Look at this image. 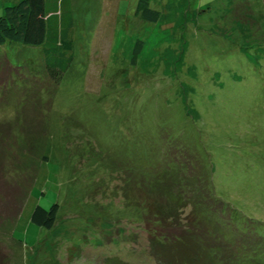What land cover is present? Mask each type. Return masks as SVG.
Here are the masks:
<instances>
[{
    "label": "rangeland",
    "instance_id": "rangeland-1",
    "mask_svg": "<svg viewBox=\"0 0 264 264\" xmlns=\"http://www.w3.org/2000/svg\"><path fill=\"white\" fill-rule=\"evenodd\" d=\"M71 2L59 83L42 47L0 45L3 264H264V0Z\"/></svg>",
    "mask_w": 264,
    "mask_h": 264
},
{
    "label": "trees",
    "instance_id": "trees-1",
    "mask_svg": "<svg viewBox=\"0 0 264 264\" xmlns=\"http://www.w3.org/2000/svg\"><path fill=\"white\" fill-rule=\"evenodd\" d=\"M135 13L142 19L152 21L157 20L160 16V11L151 7L150 0H139ZM74 27L75 20L71 0H18L13 4L6 5L0 15V45L15 42L42 47L49 75L59 83L74 58ZM142 46L143 41L139 40L133 52V64L137 63ZM197 203L202 205L204 202L201 203L197 200ZM167 205L172 206L170 203L166 205L161 203L156 206L157 216H161L158 219L159 222L178 219L175 214L176 205L169 209H167ZM59 207L58 203H54L49 209L37 205L31 215L32 222L41 227L54 228L58 220ZM189 229H183L179 236H175L174 240H167L168 243L173 244L179 241V244L184 243V246L187 245V240L192 241L189 245L193 250L195 249L198 256V248L202 244L197 239V235L191 234ZM166 243L167 241L164 240L158 245L164 247L168 245ZM211 243L213 242H208L207 247H210ZM4 252L0 246V264H3V257H6ZM212 260H215V257Z\"/></svg>",
    "mask_w": 264,
    "mask_h": 264
},
{
    "label": "crops",
    "instance_id": "crops-1",
    "mask_svg": "<svg viewBox=\"0 0 264 264\" xmlns=\"http://www.w3.org/2000/svg\"><path fill=\"white\" fill-rule=\"evenodd\" d=\"M16 1H18V0H1V4H2V6H3V8H4L6 5L13 4V3H15Z\"/></svg>",
    "mask_w": 264,
    "mask_h": 264
}]
</instances>
